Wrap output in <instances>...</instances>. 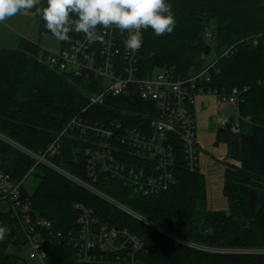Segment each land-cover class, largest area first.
<instances>
[{"label":"trees","instance_id":"obj_1","mask_svg":"<svg viewBox=\"0 0 264 264\" xmlns=\"http://www.w3.org/2000/svg\"><path fill=\"white\" fill-rule=\"evenodd\" d=\"M167 3L172 5L176 27L163 36L151 29L143 31V45L135 65L137 77L166 69L175 79H186L209 65L206 58L215 52L216 63L208 71L210 81L200 86L218 96L238 91L235 121L238 120L240 132L231 131L234 123L230 118L231 123L219 127L216 133V144L225 143L229 158L238 164L229 165L223 174L227 211L207 209L204 177L198 168L189 171L185 167L181 142L174 135L170 137L176 153L172 166L175 184L167 191L142 196L118 179L101 174L91 184L155 227L119 211L45 165H36L31 156H42L79 114L85 122L103 124L115 133L116 129L110 128L114 122L120 121L123 126L136 121L139 124L146 111L145 104L132 99L128 91L107 96L102 105L87 108L88 98L102 91L101 83L95 85L90 76L75 77L49 69V52L30 42H21L18 50L0 49V136L31 155L22 154L0 139V171L16 182L25 183V177L30 175L37 179L30 194L23 183L21 199L29 205L33 218L50 221L55 232L68 234L77 229L78 212L74 206L81 204L91 208L100 222L139 238L145 248L142 259L147 264H264V0ZM44 7L47 0H40L29 13H38L39 32L52 34L37 11ZM206 31L211 33V40L205 39ZM68 35L69 40L61 41V50L76 39L73 31ZM126 37L116 33L117 63L124 55ZM207 46L210 50L205 55ZM229 48L231 52L223 55ZM115 66L120 71V65ZM79 133L64 135L59 153L47 160L90 184L84 142L90 135ZM114 147L120 155L119 162L136 165L128 160L132 159L129 148L117 144ZM0 226L11 229L0 242V264H21L23 256L12 249L22 250L25 245L18 222L0 211ZM47 252L48 264H73L72 247L54 243Z\"/></svg>","mask_w":264,"mask_h":264},{"label":"built area","instance_id":"obj_2","mask_svg":"<svg viewBox=\"0 0 264 264\" xmlns=\"http://www.w3.org/2000/svg\"><path fill=\"white\" fill-rule=\"evenodd\" d=\"M98 32L103 35V42H91L83 33L73 31L76 36L74 42L57 55L49 53L47 67L75 77L90 76L95 85L101 83L102 91L88 98L87 108L100 106L107 96H117L122 91L130 92L132 99H138L145 104L144 120L138 121L139 124L136 121L124 126L120 121H116L110 126L116 129L117 133H113L103 124L85 122L82 115H79L66 125L42 156H30L36 160V164L45 165L119 211L145 225L155 227L147 219L91 184L95 183L101 174L118 179L123 185L131 187L134 193L142 196H155L167 191L175 184L171 135L181 142L185 167L194 171L199 166L198 153L202 147L196 139L197 97L202 95L212 98L211 105L216 110H223L229 105L237 106L238 91L234 89L230 94L218 96L214 92L204 91L200 86L209 81L208 71L215 65L216 59L202 71L186 79H175L172 72L166 69L155 70L145 78H138L135 65L139 50L133 54L124 46L123 57L119 63L115 62L118 54L116 33L123 36L127 35V32L121 33L115 27L108 30L99 28ZM204 37L206 40L212 39L209 32ZM231 50L232 48H229L223 55H228ZM115 64L120 65V71ZM228 121L229 118L225 117L223 120H217V127L223 128ZM71 131L90 135L89 139L84 141L87 145L85 156L90 184L69 175L47 160L59 153L62 137ZM231 131L237 133L234 126ZM115 144L129 148L132 159L128 160H132L136 165L119 162L117 156L120 155L115 153ZM23 183V180L12 181L0 171V209H4L18 222L25 237V245L22 246L25 255L21 264H48L47 248L54 243L72 247L73 264H147L142 259V254L145 253L143 242L126 230L109 227L100 222L91 208L81 204L74 206L78 212L77 229L68 234L55 232L53 224L48 220L33 218L29 205L21 199Z\"/></svg>","mask_w":264,"mask_h":264},{"label":"clouds","instance_id":"obj_3","mask_svg":"<svg viewBox=\"0 0 264 264\" xmlns=\"http://www.w3.org/2000/svg\"><path fill=\"white\" fill-rule=\"evenodd\" d=\"M40 0H0V24L18 15H28ZM46 27L60 41L70 39L72 31L83 33L91 42H103L98 32L113 27L127 32L125 49L136 53L143 45V31L157 36L171 34L176 27L172 5L167 0H47V7L37 8ZM11 229L0 226V242Z\"/></svg>","mask_w":264,"mask_h":264},{"label":"rangeland","instance_id":"obj_4","mask_svg":"<svg viewBox=\"0 0 264 264\" xmlns=\"http://www.w3.org/2000/svg\"><path fill=\"white\" fill-rule=\"evenodd\" d=\"M207 32L209 31H206L205 34ZM21 42L38 44L41 49L55 55L59 54L62 49V42L57 40L53 34H42L39 32V16L38 13L35 12H31L28 15L18 14L8 19L5 23L0 24V49L18 50L20 48ZM215 55V52L212 51L206 58L207 62H212L215 59ZM208 116L210 118L208 127L200 129L197 124L196 139L198 144L202 147L198 153V169L205 181L207 209L209 211L225 212L227 211V202L223 195L224 170L229 165L238 166V164L229 158V149L225 143L219 142L216 144V133L218 129L216 121L223 120L224 117L229 118V120L231 118L234 123V128L236 129L237 133H239L240 129L238 120L235 122V119L238 117L237 107L234 105H229L223 110H216L214 106H212L210 111L208 110ZM198 120H200V116L198 117L197 121ZM228 122L231 123L230 121ZM0 139L12 144V146L22 154L30 155L26 150L18 145H15L14 143H11L4 137L0 136ZM36 184L37 179L33 175L27 177L24 183L26 192L28 194L32 193ZM0 211L5 212L4 209H0ZM178 241L185 243L180 239H178ZM189 246L199 250L204 249L198 246ZM12 249L19 252L22 256L25 255V251L20 250V248L13 247ZM211 251L227 252L224 250Z\"/></svg>","mask_w":264,"mask_h":264},{"label":"crops","instance_id":"obj_5","mask_svg":"<svg viewBox=\"0 0 264 264\" xmlns=\"http://www.w3.org/2000/svg\"><path fill=\"white\" fill-rule=\"evenodd\" d=\"M212 98H206L202 95L197 97V115L200 116V120H198V126L200 129L208 127V122L210 121L208 116V110L212 108ZM204 117V118H203Z\"/></svg>","mask_w":264,"mask_h":264},{"label":"bare ground","instance_id":"obj_6","mask_svg":"<svg viewBox=\"0 0 264 264\" xmlns=\"http://www.w3.org/2000/svg\"><path fill=\"white\" fill-rule=\"evenodd\" d=\"M259 36H260V35H259ZM260 37H261V36H260ZM254 39H255V38H254ZM256 39H257V38H256ZM255 41H256V40H255ZM208 75H209V74H208ZM209 79H210V77H209ZM209 81H210V80H209ZM94 82H95V81H94ZM204 91H206V90H204ZM104 99H105V98H104ZM101 105H102V104H101ZM84 112H85V111H84ZM79 115H80V114H79ZM171 136H172V135H171ZM48 146H49V145H48ZM173 150H175V149L173 148ZM175 154H176V153H174L173 155L176 156ZM49 159H50V158H49ZM36 165H37V164H36ZM196 169H197V168H196ZM196 169H195V170H196ZM27 177H28V176H26L25 179H26ZM108 178H109V177H108ZM23 182H24V180H23Z\"/></svg>","mask_w":264,"mask_h":264},{"label":"water","instance_id":"obj_7","mask_svg":"<svg viewBox=\"0 0 264 264\" xmlns=\"http://www.w3.org/2000/svg\"><path fill=\"white\" fill-rule=\"evenodd\" d=\"M209 50H210V48L207 46L206 47V51H205V55H207L208 53H209ZM222 128H220V130H221Z\"/></svg>","mask_w":264,"mask_h":264}]
</instances>
